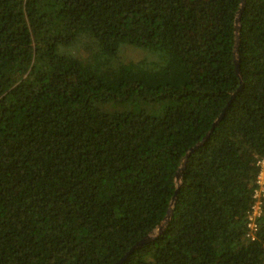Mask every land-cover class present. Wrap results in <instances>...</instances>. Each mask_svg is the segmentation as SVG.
Instances as JSON below:
<instances>
[{"label":"trees","instance_id":"1","mask_svg":"<svg viewBox=\"0 0 264 264\" xmlns=\"http://www.w3.org/2000/svg\"><path fill=\"white\" fill-rule=\"evenodd\" d=\"M240 5L0 0V264H264V0L239 77Z\"/></svg>","mask_w":264,"mask_h":264},{"label":"water","instance_id":"2","mask_svg":"<svg viewBox=\"0 0 264 264\" xmlns=\"http://www.w3.org/2000/svg\"><path fill=\"white\" fill-rule=\"evenodd\" d=\"M244 5H245V0H241V5H240V7H239V9L237 11L236 18H235L234 67H235V72H236V74L239 77H240V70H239V57H238V54H237V49H238L239 32H240V15H241V12H242V10L244 8ZM241 86H242V81H240V87ZM233 96H234V94L232 95V97ZM228 105H229V102L225 106V108L222 110L220 116L214 122V124H216L217 121L223 116V114H224V112H225V110H226V108H227ZM214 124H213L212 128L210 129V131L204 136V138L202 139V141L200 143H198L197 145H195L194 147H192L190 149V151H188V153L184 156L183 161L181 163V168H183L185 166L186 160H187L190 152H192L197 146H199L201 143H203L208 138V136L210 135V133H211L213 127H214ZM181 168L175 174V182H176V184L178 186L180 184L181 177H182L181 176V170H182ZM177 192H178V189L175 190V194H174V196L172 197V200H171L170 208L168 209V211L166 213V216L163 219V221L161 222V224H159L157 226L156 230L152 231V233H150L149 235L144 236L142 239H140L139 241H137L130 251H132L135 248L140 247L144 243H148V242L152 241L159 234H161V233L164 232V230L166 229V227L168 226V224L170 223V220H171L172 209H173L172 207H173V205L175 203Z\"/></svg>","mask_w":264,"mask_h":264},{"label":"built area","instance_id":"3","mask_svg":"<svg viewBox=\"0 0 264 264\" xmlns=\"http://www.w3.org/2000/svg\"><path fill=\"white\" fill-rule=\"evenodd\" d=\"M258 173H257V187L254 190L255 202L253 205V212L249 217L248 227L250 232L254 233L256 230L255 218L260 214L262 197L264 196V157H261L257 161Z\"/></svg>","mask_w":264,"mask_h":264}]
</instances>
